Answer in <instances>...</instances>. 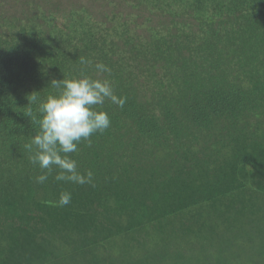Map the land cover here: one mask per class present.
Wrapping results in <instances>:
<instances>
[{
  "label": "trees",
  "instance_id": "16d2710c",
  "mask_svg": "<svg viewBox=\"0 0 264 264\" xmlns=\"http://www.w3.org/2000/svg\"><path fill=\"white\" fill-rule=\"evenodd\" d=\"M81 74L126 102L70 154L92 184L37 183ZM0 264H264V0H0Z\"/></svg>",
  "mask_w": 264,
  "mask_h": 264
},
{
  "label": "clouds",
  "instance_id": "9594fccd",
  "mask_svg": "<svg viewBox=\"0 0 264 264\" xmlns=\"http://www.w3.org/2000/svg\"><path fill=\"white\" fill-rule=\"evenodd\" d=\"M81 63L92 65L91 61L84 59ZM94 67L98 73L111 72L103 63H96ZM51 84L62 90L57 95H49L40 103V119L37 120L40 130L26 146L32 153L30 162L42 170L36 182L45 183L56 171L54 178L57 181L92 184L93 172L87 170L82 173L70 154L78 151L81 141H87L90 146L92 135L102 133L110 126L108 113L94 106L103 105L107 100L122 107L126 98L115 94L112 82L107 78L94 79L81 74L77 78L53 80ZM36 99L33 95L32 101ZM71 198L70 192H62L58 206L70 204Z\"/></svg>",
  "mask_w": 264,
  "mask_h": 264
},
{
  "label": "rangeland",
  "instance_id": "374dc122",
  "mask_svg": "<svg viewBox=\"0 0 264 264\" xmlns=\"http://www.w3.org/2000/svg\"><path fill=\"white\" fill-rule=\"evenodd\" d=\"M82 0H80V2H81ZM85 3V2H84Z\"/></svg>",
  "mask_w": 264,
  "mask_h": 264
}]
</instances>
